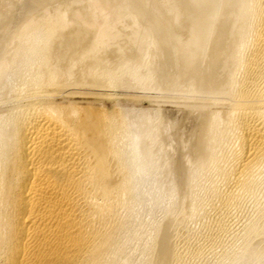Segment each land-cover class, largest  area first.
Segmentation results:
<instances>
[{"label": "bare ground", "instance_id": "6f19581e", "mask_svg": "<svg viewBox=\"0 0 264 264\" xmlns=\"http://www.w3.org/2000/svg\"><path fill=\"white\" fill-rule=\"evenodd\" d=\"M240 1L244 2L241 12L240 10L236 12L231 6L234 5L235 9ZM182 2L179 8L183 4V9L176 8L178 10L174 11L176 14L173 16L175 21H181L182 14H187L186 27L177 29L165 25L161 32L165 40L173 41L174 39L176 40L174 43H179L183 57L176 52L183 59V71L178 73L188 74L185 77L189 76L190 80L199 66L198 63L204 59H202L206 43L204 40L207 33L209 32L210 36L213 30L211 29L213 24L209 18L214 17L216 6L218 8L220 3L215 5L216 0H183ZM224 4L225 8L228 7V10L234 11L231 14L227 13L229 11L226 9L227 14H238L233 18L234 21L230 18L232 21L230 22L235 24L236 21L237 26L233 25L230 29L225 24L227 20L220 19L224 23H219L218 32L221 33L217 32L221 34V39L227 34L228 37L236 36L235 45L231 46L232 50L227 53L229 55L228 59L226 58V63L229 60L232 65V71L229 68L231 73L227 74L228 78L226 76L224 78L228 86L225 92L233 98L235 107L221 117L224 120H219L218 115H212L209 119L207 115H203L207 117H205L207 122L202 121L203 119L201 122L208 123L205 128L207 126L206 135H209L210 139L207 143L205 142L208 157L206 160L203 159L205 162L199 164L202 171L210 168L212 175L221 178L220 180L223 179L229 186L239 191L249 192L252 190L257 173L264 165V0H225ZM97 5V10L91 19L93 22L90 23L91 26H95L94 32L82 26L70 28L69 24L76 20H72L73 22L66 20V13L58 16L56 22L52 20L57 27H54L53 22L50 26L49 21L42 26L45 20L41 22V17L39 19L42 24L36 23L37 18L34 20L36 24L30 23L33 20L32 17L30 21L27 19L29 23L21 28L18 36L15 37L18 38V44L16 43L17 47L16 44L15 47H11L13 53L10 55L11 50L5 51V48L0 53V105H6V108L0 110V264H118V233L122 232L130 217L133 218L134 215L138 217L142 212L145 194H147L145 191L143 193L142 189L143 176L148 171L151 161L147 150L143 149L142 152L141 139L144 138L145 141L147 137L149 138L152 130L149 126L146 129L141 128L146 125L145 122L137 124L130 121L127 112L126 114L121 110H108L106 100L110 101L108 98H112L113 94L110 91L112 89L122 87L148 89L149 83L154 80L155 73L153 74V69L149 67L151 64L148 65L149 69H144L142 62L145 63L146 56L142 58V61L138 59L134 62L135 59L133 61L129 56L118 58L115 53L117 51H113L108 53L106 58L102 54L103 58H101L100 53L105 51L110 44L109 41L117 36L115 27L122 21L123 16L111 12L105 4L97 3ZM137 15L136 17L139 16ZM142 16L143 14L141 18ZM146 16L145 19L143 18L145 22ZM136 17L131 18L135 20L140 18V16ZM159 27L161 29L162 26ZM56 28L61 29V36L58 35L59 30L58 33L56 32ZM146 30L143 32L147 33ZM151 30L153 32L156 29L153 30L152 27ZM55 34L59 36L58 43L56 36L54 43ZM214 34L212 32V35ZM137 35L139 40L138 36L141 34ZM143 36L145 35H141L142 40L145 38ZM152 36H149V39L148 36L146 37L148 41L153 40ZM216 38H219V35ZM142 40L141 52L142 49L144 50L143 46L146 48V45H150ZM154 40L152 45L156 44L157 38ZM224 42L225 39L220 40L213 47L215 50L213 49L212 57L215 62L219 60V52L225 49ZM209 44L211 46V43ZM160 46L163 47V45ZM160 46L157 45V48ZM210 46L209 50L212 49ZM62 49L75 53L76 49L80 51L83 49L81 55L90 53L93 60L86 62L82 67L81 70L84 73L81 74V70L72 72L71 70L75 69L73 66L80 63L79 58L73 60L74 62L66 68L64 66L66 52ZM147 53H142V56ZM104 54L107 55L106 52ZM179 56L177 55L178 58ZM209 56L205 54V58L209 59ZM68 58L71 59L69 56ZM215 58L218 60L216 61ZM66 61L69 63L72 60ZM116 61V66L113 65V68L112 64ZM172 61L170 64L173 63ZM211 61L213 60L210 59L209 62ZM224 64L223 62L222 66ZM228 65L226 64L227 67ZM70 67H72L71 70ZM197 69L199 70L196 72L200 71V67ZM213 70L210 67L209 71ZM237 72L239 77H236ZM158 74L155 75L162 79L157 78V82L162 80L160 82L163 84L169 80L164 75L162 77ZM205 75L210 76V73ZM200 79L203 81L202 78ZM193 80L196 82L197 78ZM221 85L218 86L221 87ZM226 93L223 92V94ZM201 125L200 127L204 126ZM154 128L152 129L155 130ZM229 139H234L236 143L234 150H231L232 154L218 152L217 148L220 145L230 144L226 145ZM202 144L204 145L201 143V146ZM232 193L226 194L222 199L226 203H231L234 201ZM195 206L197 205H193L194 209ZM170 216L159 224L157 230L150 233L153 235L152 252L155 250V256H153L156 264H177L176 261H180V249L178 250L174 241L176 232L173 223L176 217ZM258 224L259 226L249 225V231L246 233L248 239L264 235V227L259 228V221ZM247 243L250 244L248 241ZM248 250L252 252L251 247Z\"/></svg>", "mask_w": 264, "mask_h": 264}, {"label": "rangeland", "instance_id": "374dc122", "mask_svg": "<svg viewBox=\"0 0 264 264\" xmlns=\"http://www.w3.org/2000/svg\"><path fill=\"white\" fill-rule=\"evenodd\" d=\"M12 1L14 3H12ZM29 1H32V2H29ZM165 1L164 0H139V1L137 0H103V1L102 0H81V1L80 0H40L38 2V0H0V18H1L0 19V23H1L0 24V53L1 51L4 50V48H5V51H9V49L11 50L9 52L10 55L11 53H13V50L11 49V47H15V44L18 42V38H15V37L18 36L17 34L19 33V31H21V28L27 25L30 19L32 20V17H33V20H32L33 22L30 21V23H35L36 21L34 22V20H37V19H38L37 20L38 22L36 23H39L40 20L42 19L41 22L45 20L43 24L40 22L42 26H45L47 24L46 21H49L50 26H52L51 25L53 22L52 20L55 21L56 19L59 18L58 16L66 13L65 14L66 20H70V22H73L72 20H76L75 22L69 24L70 28H76V27L82 26L83 28L90 29L91 31L94 32L93 27L95 26H91L90 23L92 24L93 22V20L91 19H93V15L97 10V6H98L97 3L105 4L106 7H108V9L111 12L122 15L123 16L122 21L117 23L115 27L117 31V36L115 37V39H111L109 41L111 46L109 44L107 49H105V51H102V53H100V56L103 54L104 57L106 58V56H108V53L110 54L113 51L114 52L117 51L115 53H116V56H118V58L121 56H129L132 60L135 59V61L133 60L134 62H137L138 59L142 61V58L143 57L145 58L146 56L145 63L142 62V64L144 65V69L145 70L149 69L148 65L151 64L153 65L152 66L153 68L151 67V65L149 67L150 69H153V71L151 70L153 74L159 73L158 76L160 75L162 77L164 75V77L167 78V80L169 79L170 82L169 80L167 82H163V84L160 82L162 80H159L157 82V78L160 79L161 77H157V75L154 74L155 76V77L153 76L154 80L149 83L148 89L146 88L137 89L136 87H133V88L132 87L130 88L122 87L118 89H112L110 91L114 97L113 96L112 98L110 97L111 99L108 98L110 101L106 100L108 110L110 111L121 110L124 113L127 112L128 113L127 116L130 119V121L136 122L137 124L145 122L146 125H144V127L143 126L141 127L140 125L139 126L144 129L148 128L149 126L152 130V133H151L152 135H150L149 138L148 137L146 138L147 141L146 140L144 141V138L141 139L142 152L146 149L148 154H150L149 157L151 161L148 171L143 176V183H142L143 193L145 191V193L147 194H145L146 197L144 200V205H143L141 214L138 217H136L135 215L132 216L133 218L130 217L132 220L129 218V221L127 220L125 223L127 227L125 226L122 229V232L120 233L119 231L118 233V236H117L118 246H119L118 247L119 255L117 254L118 264H156V261L154 258L155 250L154 252H152L153 251L152 250L153 248L152 236L153 235L150 233H153L154 230H157V228L159 227V224H161V222L165 218H168V216L170 215H171L170 217L173 216L172 218L176 217L174 218V223H173V225L175 224L174 228L176 232L174 241L177 244L178 250L180 249L179 250V254H180L179 260L180 261H176V263L178 262L177 264H264L263 263L264 262V254H263L264 253V235L261 234L259 235V237L255 236L254 238L252 237L249 239L246 236V233H248L249 228H250L249 225L259 226L258 224V221H259L260 223L259 228L264 227L262 226V224L264 223V177H263L264 176V165L259 170V173H257L256 179H255L256 182L254 181L252 190L249 192L239 191L238 189L232 186H229L228 184H226V182H224L223 179L222 181L220 180L221 178L219 177L217 178L216 176H214V174L212 175V173L209 171L211 170L210 168L207 170L204 169L203 171L200 169L201 168L200 164L205 162V160L208 157L207 152L205 150V146L208 140L210 139V136L206 135L207 134L206 129H207L208 123L202 124L201 122V119H203L202 121L205 122V119L207 118L206 116H203V115H207L208 116L207 119H209V117H211L212 115H218L217 117L219 120L221 119L224 120V118H221V117H223L225 113L227 115L228 112H231V110H233L235 107L233 98L230 97V95L226 93L228 89V88L226 89V87L228 86L224 78L225 76L228 78L229 76H227V74L230 75L232 71L231 69L232 65H230L231 63L229 62V60H228V63H226L227 62L226 58L229 55L227 53H230L232 50L231 46L234 47L235 45L234 39H236V36L229 35L228 37V34H227V36L222 37L221 39L220 38L221 34H218V33H221V32H218V27H219L218 25L219 23H222L224 20L225 21L227 20L225 24H227L229 28L230 27L233 28V25L237 26L236 21L234 22L235 24H232L231 22L234 21L233 18L238 14L236 15L235 13L234 15H231V14L235 10L236 12L238 10H240L241 12L242 4L244 2L240 1V3H237V5L235 4L236 5L235 9L233 8L234 5L231 6V8L234 10L233 12H231L232 11L231 8H230L231 10H228L227 9L228 7L225 8L226 6L224 4L225 0H216L215 5H219L220 3L221 9H219L220 6H218V8L216 6V9H215L216 14L212 13L213 15L215 14L214 17L212 16L209 18L210 22L213 24V27L211 28L213 30L209 29L211 30L210 32L211 35L209 36V32H208L207 37L208 36L209 37L208 38L206 37V39L204 40L206 42V43L204 42L205 44H204L203 54H202L203 55L202 59L203 58L204 59L203 61L200 59L201 61L198 63L199 64L198 67H200L201 72L200 71H198L199 73L196 72L197 70H199L197 69L198 68L197 67L195 70L194 76L193 77L191 76V78L193 79L197 78V81L194 82L195 80L191 78L189 80V76L188 78L185 77L188 74L185 75L184 72L182 73L184 75H182L181 73H178V72L183 71V59L180 58L179 56L180 54L181 57H183V52H181L182 48L179 47L180 46L178 45L179 43L178 44L174 43L176 42V40L174 41V39L173 41L172 39L165 40L163 32H161L163 31V26L165 25H169L177 29H180V28L183 29L186 27L185 23L187 25V19H188L187 14H184V13L182 14V16L180 17L181 21H175L174 20L175 16H173V14L174 15L176 14L174 13L175 10H176L175 12H177L178 9H183L182 8L183 4H182V7L179 8L180 4L183 3L182 2L183 0L182 1L181 0H172V1L167 0L166 2ZM222 2H223V5H222ZM175 3L177 7L174 6ZM239 4H240V7H239ZM42 7H43V10H41ZM236 7H238L239 9ZM7 8L11 11H9ZM16 8L19 10H17ZM48 8H49V11L51 12L48 11ZM217 9H219V11ZM226 9L229 12H227ZM222 10H223V13H222ZM226 12L231 13V14H227ZM240 12L238 13L240 14ZM136 13L140 16V18ZM142 14L143 16L141 18ZM50 15L51 17H49ZM136 15L138 17H136ZM133 16L134 18L136 17L139 19L135 20L134 18H131ZM145 16H146V22L143 20V18L145 19ZM160 16L161 18L162 17L163 18L162 19L159 18ZM40 17L41 19H39ZM224 17H227V18L225 19ZM149 18L151 20L154 19V21L153 20L151 21ZM230 18L232 19V21L230 20ZM27 19H29V21ZM220 19H223V21ZM140 20L141 21L143 20V21L141 22ZM79 21L81 22V24ZM135 21L136 23H134ZM215 22L217 25L215 24ZM160 23L161 25H159ZM74 24L77 26H75ZM54 25H53L54 27H57L56 23H54ZM145 25L146 26L148 25V28L150 27L151 29L153 27V30L156 29L159 32V35L161 34L162 36L161 35L159 36L156 30L152 32V30L150 28L149 29L146 28ZM159 26H162L161 29H159L160 28ZM144 28L145 30L147 29L146 32L148 34L143 32L145 31L143 30ZM58 30H59L58 35L61 36L62 34L61 29H57L56 30L57 33H58ZM139 30L140 31L142 30V31L140 32ZM137 32H138V35L140 34L145 35L143 36V38L144 37L146 38L148 36L147 37L148 39H149V36L153 35L152 36L153 40L150 39L148 41V39L146 38L147 39V42H146L145 41L146 39L144 38L145 40L144 39L142 40L141 35L138 36ZM149 32H152L153 34L150 33L152 34L150 35ZM212 32L213 34L215 33L217 35L214 37L215 34L212 35ZM56 34L54 35V38H53L54 43H55L56 38H57L56 39L57 43L59 42L58 40L59 36ZM133 35L135 37L137 35L139 37L140 42L138 38L137 37L135 38ZM218 35H219V38H216ZM156 38H157L156 41L157 42L159 41V42L158 43L156 42V44L152 45L153 41L155 42L154 39ZM217 39L219 41L220 40L222 41L225 39V42L227 43L225 44L224 42L225 49L219 52L220 58L218 57L219 59V60L217 59L218 62H215L214 57H212L214 56V54L212 53L215 50V48L213 47L215 46L217 42H219ZM141 40L143 42L145 41L147 44H150V45H146V43L144 44L146 45V48L147 46H149L147 50H145L146 49L145 46L142 45L145 50L144 51L142 49V52H141V47H140ZM213 40L214 41L216 40V42H214ZM1 43H4L6 45L4 44L1 45ZM209 43H211V46ZM17 44H16V47H17ZM157 45L158 47L160 45H163V47L160 46L162 50H160V48H157ZM209 46H210V49L212 47L211 50H209ZM62 50L63 52H66V49H62ZM82 50L83 49H81V51L80 49H76L75 50L76 53L74 51H73L74 53L72 51L70 52L67 51L68 53L66 52L65 57L67 58H64V60L65 59L68 61L72 60L69 63L66 60L65 61L67 63L64 61V63L66 64L64 66L66 68L72 62H74L75 60L79 58L78 61L80 63L76 61L78 64L73 66V69L74 67L75 69L71 70L72 67H70V70L72 72H75V70L80 71L82 67L86 64V62L93 60L91 59L92 55L90 53H89L90 55L85 54L82 56L81 55L82 54L81 52H83ZM164 51L167 53H165ZM105 52L107 53V55L104 54ZM142 53H147V54H143L142 56ZM222 53L226 54V56L223 55ZM61 54H64V53L61 52ZM205 54H207L208 56L210 54L209 59L205 58ZM72 55H75V56H72ZM177 55L179 56V58L177 57ZM55 56L57 57L58 53L57 55L55 54ZM68 56L71 58L70 60ZM102 56L101 58H103ZM223 56H225V58ZM210 59L213 61L209 62ZM222 59H224V61H222ZM171 61L174 63V64L172 63L173 65L170 64ZM223 62L225 64L222 66ZM116 63L117 61L112 64V67L113 65L115 67ZM145 64L147 65V67ZM209 64L212 66H210ZM226 64H229L228 67L226 66ZM201 65H203V67ZM208 65H209V69H208ZM210 67L212 70L214 69L213 70L214 73H211L213 71H209ZM162 68L163 70H161ZM229 68L231 69V71L229 70ZM66 70L65 72H67ZM176 70L178 74L176 73ZM206 70L208 71L204 72ZM80 72L81 74L82 72L84 73V71L82 70ZM209 73H210V76L205 75ZM236 75H237L236 77H239V72H237ZM207 76H209L210 78L209 77L207 78ZM200 78H202L203 81ZM205 78L206 80H204ZM198 79H199V82L201 81L200 82L201 85L199 84ZM204 81H205V84H204ZM209 81L212 83L210 84ZM221 81L225 83H222ZM193 82L196 83L195 87L193 85ZM164 83H166L167 85ZM220 84H222L221 87L218 86ZM216 87L217 88L219 87L220 89L219 88L216 89ZM222 91L226 94H223ZM4 108H6V105L1 104L0 110ZM201 116H203V118ZM199 124L200 125L202 124L204 126L201 125L202 127H200ZM205 125H207L206 128H205ZM196 127H199V128H196ZM152 128H154L155 130H153ZM200 128L201 130H203L202 132L204 134L201 132V130H199ZM201 136L204 138H202ZM150 137L151 138L153 137V139H150ZM203 140L204 142H202ZM200 142L204 143V145L202 144L201 146ZM226 143H227L226 145L230 143L228 146H230L231 148H229L228 146H225V143H224V145L219 146L221 150L218 147L217 151L218 152L220 151L222 153L224 151V153L226 152L228 155H230L229 153H231L234 150L233 148L236 147V143L234 139L233 140L229 139V141H227ZM199 145H200V148H199ZM196 147L199 152L195 150ZM223 147L226 150H224ZM232 192H235L236 194ZM229 193L230 194L232 193L234 195V201H232L231 203H226V201H224V199L222 198L226 194L228 195ZM237 194H239V196ZM236 196L238 197L237 199H236ZM193 205H197L195 206L197 209L196 208L194 209ZM129 223L132 225V227ZM261 236H262V239H261ZM252 240H253V243H251ZM247 241L251 245L252 244L253 245L252 246L250 244L248 245ZM248 247L249 248L251 247L250 251L252 252H249ZM121 248H123V250ZM152 259H154V261H152Z\"/></svg>", "mask_w": 264, "mask_h": 264}]
</instances>
